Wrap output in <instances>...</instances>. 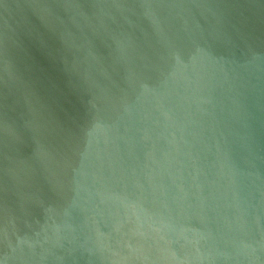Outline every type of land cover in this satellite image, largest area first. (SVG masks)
<instances>
[{"label":"water","instance_id":"obj_1","mask_svg":"<svg viewBox=\"0 0 264 264\" xmlns=\"http://www.w3.org/2000/svg\"><path fill=\"white\" fill-rule=\"evenodd\" d=\"M0 264H264V0H0Z\"/></svg>","mask_w":264,"mask_h":264}]
</instances>
